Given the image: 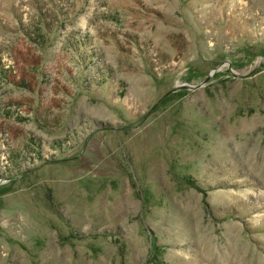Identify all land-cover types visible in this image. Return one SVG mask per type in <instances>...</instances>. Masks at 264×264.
<instances>
[{
	"label": "rangeland",
	"instance_id": "1",
	"mask_svg": "<svg viewBox=\"0 0 264 264\" xmlns=\"http://www.w3.org/2000/svg\"><path fill=\"white\" fill-rule=\"evenodd\" d=\"M0 264H264V0H0Z\"/></svg>",
	"mask_w": 264,
	"mask_h": 264
},
{
	"label": "water",
	"instance_id": "2",
	"mask_svg": "<svg viewBox=\"0 0 264 264\" xmlns=\"http://www.w3.org/2000/svg\"><path fill=\"white\" fill-rule=\"evenodd\" d=\"M201 85H203V83H201V84H184V85L175 86L167 94H165V96H163L161 99H163L164 97H166V96H168V95H170L172 93L177 92L180 89H192V88H195V87H199Z\"/></svg>",
	"mask_w": 264,
	"mask_h": 264
}]
</instances>
